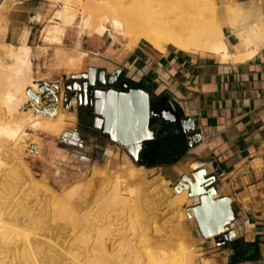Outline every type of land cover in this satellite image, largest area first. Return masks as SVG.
<instances>
[{"label":"bare ground","instance_id":"bare-ground-1","mask_svg":"<svg viewBox=\"0 0 264 264\" xmlns=\"http://www.w3.org/2000/svg\"><path fill=\"white\" fill-rule=\"evenodd\" d=\"M54 1L61 5L55 16V20L59 21V26L48 31L47 41L61 47L65 45L68 34L76 24H80V28L89 35L95 32L107 35L112 28L115 37H121L128 42L129 49L145 43L162 51L166 49V46H169L189 53L223 55L226 58L232 55L237 62H244L256 56L264 47V17L260 10L245 4L226 5L222 3V8L217 11L214 0ZM9 2L10 0H0V23L7 15L4 11ZM79 8L81 9L78 10ZM224 19L230 20V28L240 43L237 53L230 51L228 37L222 23ZM74 54L75 56L68 58L64 63L70 70H77L78 72L84 65L88 54L79 51L78 48ZM30 65L31 48L28 44L13 45L6 43L0 46V191L4 189L0 193V264H49L47 261L49 257L51 262L57 260L55 250L52 251L51 249L54 254L52 256L43 253L44 251L41 250L42 246L46 245L45 239H47L48 234L42 233L46 229H38L35 209L28 203L22 204L20 202L22 197L20 198L19 194L23 192L18 190L21 181L20 176L27 177L30 180L29 185L34 186L38 183L29 168L30 165H27L26 160L20 154H22V147L25 146V142L22 141L31 138L25 129L37 130L43 124L50 128V133L53 136L62 140H73L75 135L66 126L76 120V101L73 100L70 109L64 110L65 95L61 88L59 91L61 102L57 107L38 113L34 111L25 113L24 107L33 103L30 97L26 98L25 92L32 89L33 94L38 95L39 88L38 85H35L38 83L37 81L27 78ZM11 162L14 163L13 166ZM108 167L109 163H106V168L108 169ZM94 171L95 177L97 170ZM130 171L129 181L132 185H135L145 176L144 167L136 168L133 166ZM144 179L146 180V178ZM113 183L117 185L103 201L98 203L99 210L103 212L114 206H127V198L119 194L120 177L118 175L105 180L99 194L103 193ZM162 186L173 190L170 197L174 198L179 194L174 190L173 182L165 180L162 182ZM20 188L22 189V186ZM79 188H74L67 197L69 199L74 197ZM48 193L55 196L52 191ZM182 194L179 197V204L181 202L184 204L185 218L187 220L193 219V214L188 211V208L199 203L200 199L199 197L189 198L188 191H184ZM63 203L65 204L63 205ZM82 203H88V200L83 199ZM61 204L58 216L62 220H67L69 233L72 232V239L78 243H85V245L86 242L93 240L91 252L95 254V258L91 254L92 256L88 260L86 259V262L77 261L76 264H116L110 259L111 256L105 257L108 253V244L105 243L106 236L111 234V227L100 229L99 232L95 230L99 234L98 237L100 236L99 240L94 238L96 234L94 235L92 231L94 236L90 238L88 231L80 230L83 221L76 214L70 202L63 199ZM88 215L93 217V214ZM49 240L51 241V239ZM111 241L109 243H113ZM50 247L54 248L52 243ZM159 247L160 252L156 255L150 251L143 255H137L135 252H131L129 247L127 250L122 249L118 254V257L122 258L118 262L119 264H156L161 263V257L171 254H177V257L181 256L180 261L184 264L193 262V256L187 253L183 242L178 244L176 239L166 238L159 243ZM123 253L125 256L122 255ZM71 255L69 254V256ZM97 255L103 258H98Z\"/></svg>","mask_w":264,"mask_h":264},{"label":"crops","instance_id":"crops-1","mask_svg":"<svg viewBox=\"0 0 264 264\" xmlns=\"http://www.w3.org/2000/svg\"><path fill=\"white\" fill-rule=\"evenodd\" d=\"M222 3L252 6L264 17V0H225ZM227 37L230 51L237 53L240 43L233 31ZM76 39L78 41L80 36ZM81 43L83 51L86 49L101 57L97 65L89 62V67L105 69L109 76L118 74L132 86L148 89L152 100H166L182 119L194 120L197 124L194 135L199 134V137H193L192 146L185 141V155L172 165L147 168L130 162L116 172L113 165L117 154L112 149L105 151L97 164L103 163L107 153L112 152V170L123 180L130 178L132 166L144 167L142 188L146 181L157 180L162 186L165 180L178 182L191 172L202 176L215 173L218 196H229L236 213V220L230 226L233 238L229 246L219 247L215 240L202 238L195 219L185 218L183 232L197 250L198 258L193 264H264V47L250 60L237 62L232 55L226 58L189 53L169 46L162 51L145 43L128 49L119 41L104 37H83ZM27 44L32 47L35 69L37 63H42L38 53L33 58L37 49L33 30ZM91 128L96 130L94 126ZM78 134L88 150L91 146ZM87 150L83 152L86 159H80L85 163L90 161ZM153 173L157 175L152 177ZM95 183L96 189L90 195L102 185L99 178ZM126 187L137 193L140 190L136 191L128 184ZM81 201L82 198L77 203L83 208ZM177 216L179 219V214Z\"/></svg>","mask_w":264,"mask_h":264},{"label":"rangeland","instance_id":"rangeland-1","mask_svg":"<svg viewBox=\"0 0 264 264\" xmlns=\"http://www.w3.org/2000/svg\"><path fill=\"white\" fill-rule=\"evenodd\" d=\"M222 1L225 2V0H214L215 7L217 5V11L222 8ZM9 3L6 5L7 7L4 11L7 15H5L4 20L0 23V46L6 43L13 45L27 44L29 34L33 30V36L37 38V49L34 50L35 56L33 58L37 57V53L38 58L41 56L42 64L38 65L37 63L34 69L32 47L29 45L31 48V65L27 71V78L37 81L38 83H35V85H38L39 88L38 95H36L37 99L30 96V93L33 94L32 89H28L25 92L26 98L30 97L33 100V103H29L24 107L23 110L25 113L31 111L38 113L54 109L61 102L60 89L62 88L65 95V84L71 79V76L87 71L89 62L91 61L92 64L97 65V60L99 61L101 57L91 54L86 49H84L85 51L82 50L81 40L83 37L89 38L93 36V39L104 37V39L119 41L122 47L128 48V42L121 37H115L112 28H110L111 32L107 35L99 32L89 35L80 28V24H76L74 29L68 34L63 47L51 44L47 41V34L49 30L59 26V21L55 20V16L61 8L60 4L55 3L54 0H10ZM222 23L226 35H229L233 31L230 28V20L224 19ZM77 36H80L78 41L76 39ZM77 48L79 51L87 52L88 54L87 61L85 60L84 65L78 72L77 70H70L64 63L68 58L75 56L74 51ZM56 83L60 84V89L55 87L54 84ZM51 92H54V94L51 95ZM57 97H59L58 102H56ZM63 109L66 110L64 104ZM88 126L80 120L78 114L76 120L66 126L73 131L75 135L73 140H62L53 136L50 133V128L45 124L37 130L25 129V132L31 138L22 141L25 142V146L22 147V154L20 155L26 160L27 165H30L29 168L38 183L34 186L29 185L30 180L27 177L20 176L23 178H20L21 181L19 184L20 187L22 186V189L19 187L18 190L23 192L20 191L21 195L19 194V197H22L20 201L22 204L28 203L30 204L29 206L35 209V216L38 218H36L38 229H46V231L42 232L43 234H48L47 236L45 235L47 238L45 239L46 245L44 244L41 249L44 251L43 253L52 256L54 255L53 250L57 252V260L51 262V258L49 257L47 259L48 263L76 264L77 261L86 262L92 255L95 258V254L91 252L93 249V240L86 242V245L85 243L75 242L72 239V232L69 233L67 220H62L58 216L59 208L62 206V200L67 199L73 209H75L76 214L83 221V226L80 230L88 231L87 233L90 238L96 234L94 238H98L99 240V230L105 227H111V234L108 237L106 236L105 242L106 245L108 244V253L106 256H103H111L110 259L114 263L119 264L118 261L122 257H118V254L122 249L127 250L129 247L131 252H135L137 255H143L147 251L156 255L160 252L159 243L166 238H173L178 241V244L180 242L184 243L187 253L193 256V262L191 263L193 264L194 259H197L198 256L195 255L197 250L190 243L188 236L183 232L182 224L185 221L186 209H183L182 205L184 204L182 202L179 204V197L183 194H177L174 197L176 199L170 197V193L173 190L161 186L157 180L154 182L146 181V186L143 188L140 186L141 180L135 185L130 184V178L123 180L114 171L119 172L124 165H129L130 162L137 166L143 165L134 163L128 153L124 152L125 149L120 143H114L109 139L102 138L98 131L91 128L93 123H89ZM78 132L84 138L85 143L91 146L88 150L84 148L85 145L79 137ZM108 149H112L117 154L116 163L113 165L114 171L112 170L110 161V158L113 157L112 152L107 153L103 163H100V165L97 164V162L102 160L105 151ZM86 150L88 151L87 156L90 160L88 163L83 162L86 159L83 152ZM81 158L83 161L80 160ZM12 163L11 165L13 166L14 163ZM106 163H109L108 169L106 168ZM95 169L97 170V174L94 177ZM115 175L120 177V183L118 184L119 194L127 198L128 203L126 207H122L121 205L114 206L103 212L99 210L98 203L103 201L117 184H110L103 193H99L102 191L104 181L114 178ZM155 175L157 174H151L152 177ZM97 177L99 181H102V185L96 193L90 195L96 189L95 181H98ZM127 184L136 191L140 188L139 192L129 190L126 187ZM76 187H80L79 191L74 197L69 199L67 196ZM49 191H52L55 196L49 194ZM81 198L82 201L83 199H87L89 203H82L81 201L84 209L77 203V200ZM23 199L25 200L24 202ZM181 208L185 211L184 213L181 212ZM88 214H93V217H90ZM177 214H179V219L177 218ZM41 224L43 225L41 226ZM91 231L94 235H92ZM110 241L113 243H109ZM49 243H52L54 248L50 247ZM69 254L72 255L69 256ZM87 254L90 256L88 257ZM122 255L125 256V253ZM97 256L98 258H103L102 256ZM161 258V263L156 264H184V262L180 261L182 259L181 256L177 257V254L167 255Z\"/></svg>","mask_w":264,"mask_h":264},{"label":"water","instance_id":"water-1","mask_svg":"<svg viewBox=\"0 0 264 264\" xmlns=\"http://www.w3.org/2000/svg\"><path fill=\"white\" fill-rule=\"evenodd\" d=\"M71 79H74L73 87L69 82L65 84V109H70L75 99L79 114L78 106L81 104L78 99L83 94L85 105H90L91 112L95 115V129L101 131L103 137L120 143L134 163H138L139 153L145 143L152 144L162 137L161 126L157 121H168L170 125L177 123L178 129L187 136L189 146H192L194 136L199 137L198 133L194 135L197 129L194 120L178 119L167 111L163 113H169V117L157 112L152 106V93L148 89L137 85L129 86L127 83L121 89L104 88L105 84L113 83L105 69L89 67L87 73H79L71 76ZM78 79L83 81L79 83ZM54 85L60 89V84ZM30 95L37 99L36 95ZM56 99L58 102L59 97ZM217 179L215 173L202 176L191 172L190 175H183L180 181L173 182V188L179 194L188 191L189 198L199 197V203L188 208L197 223L199 234L206 241L215 240L219 247H225L232 242L230 226L236 220V213L229 196H218Z\"/></svg>","mask_w":264,"mask_h":264},{"label":"flooded vegetation","instance_id":"flooded-vegetation-1","mask_svg":"<svg viewBox=\"0 0 264 264\" xmlns=\"http://www.w3.org/2000/svg\"><path fill=\"white\" fill-rule=\"evenodd\" d=\"M87 73V71L83 72ZM96 77L98 79L99 72L96 74ZM110 80L113 82L112 84H105L104 88H115V89H121L124 84H128L129 86H132L127 80H125L121 75L115 74L114 76H110ZM73 81L74 79L69 80L70 86L73 87ZM79 83H81L83 80L78 79ZM67 82V83H68ZM98 84V82H97ZM69 96L71 97V92H69ZM75 100V99H74ZM76 101V100H75ZM79 101V117L80 120L83 123H93V126L95 124V115L91 112L90 105H85L84 96L81 94V97L78 99ZM152 106L156 108L157 112H162V115H165L166 117H169V113H163V111L170 112L171 114H174L178 119L181 118L180 114L176 111V109L171 106L166 100L160 99V100H152ZM161 126V133L162 137L159 138L157 141H155L152 144L146 145L144 144V148L140 151L138 156V163L140 165L146 166V163L152 162L154 159H156L157 152H164L165 150L169 149V147L174 146L178 150L183 148L185 146V135L182 131H180L177 127V123H174L173 125H170L168 121H157ZM95 129V127H94ZM96 131L100 132L96 129ZM170 151V150H169ZM169 153V152H167Z\"/></svg>","mask_w":264,"mask_h":264},{"label":"trees","instance_id":"trees-1","mask_svg":"<svg viewBox=\"0 0 264 264\" xmlns=\"http://www.w3.org/2000/svg\"><path fill=\"white\" fill-rule=\"evenodd\" d=\"M170 150V151H169ZM169 152V153H167ZM185 146L178 150L174 146L169 147V149L162 152H157L156 159L152 162L146 163L147 168H153L163 165H172L175 164L182 156L185 155Z\"/></svg>","mask_w":264,"mask_h":264}]
</instances>
